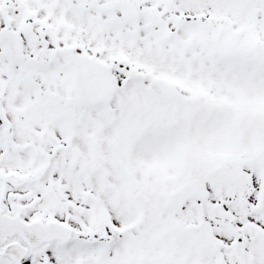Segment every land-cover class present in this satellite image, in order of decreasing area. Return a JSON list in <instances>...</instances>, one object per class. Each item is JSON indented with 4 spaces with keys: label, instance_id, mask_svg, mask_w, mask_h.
I'll list each match as a JSON object with an SVG mask.
<instances>
[{
    "label": "snow or ice",
    "instance_id": "1",
    "mask_svg": "<svg viewBox=\"0 0 264 264\" xmlns=\"http://www.w3.org/2000/svg\"><path fill=\"white\" fill-rule=\"evenodd\" d=\"M0 264H264V0H0Z\"/></svg>",
    "mask_w": 264,
    "mask_h": 264
}]
</instances>
